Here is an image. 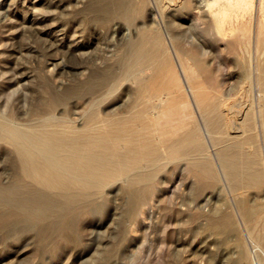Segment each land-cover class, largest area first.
I'll return each mask as SVG.
<instances>
[{"label":"bare ground","instance_id":"6f19581e","mask_svg":"<svg viewBox=\"0 0 264 264\" xmlns=\"http://www.w3.org/2000/svg\"><path fill=\"white\" fill-rule=\"evenodd\" d=\"M243 3L247 7L230 29L233 34L224 38L197 31L191 0H92L82 5L85 23L111 35L114 47L86 72L64 58L50 62V75L66 73L81 80L50 92L44 110L20 119L0 108V143L11 151L6 162L15 170L10 183L0 187L3 237L32 228L46 239L77 207L118 184L133 213L148 203L159 174L171 163L185 164L197 181L195 209H207L219 182L234 191L253 189L264 198V0ZM48 8L53 16L62 7L53 2ZM255 12L258 31L238 34V24L253 19ZM70 29L57 41L64 44ZM81 33H73L68 50L87 57L77 41ZM246 46V57L236 54ZM213 52L235 71L215 67ZM230 73L239 75L241 85L226 88ZM237 96L251 101L236 113L226 101ZM72 100L83 101L85 109L67 113ZM61 106L65 109L57 114ZM178 112L185 118L175 129L161 124ZM235 207L236 217L248 226L259 218L252 206L237 202ZM208 216L207 231L231 232L233 215L210 209ZM249 239L264 246V229L251 228Z\"/></svg>","mask_w":264,"mask_h":264},{"label":"rangeland","instance_id":"374dc122","mask_svg":"<svg viewBox=\"0 0 264 264\" xmlns=\"http://www.w3.org/2000/svg\"><path fill=\"white\" fill-rule=\"evenodd\" d=\"M90 1L0 0L1 110L20 119L37 109L44 110L50 92L64 90L81 80L80 76L66 73L50 75L47 72L50 62L59 63L64 58L72 68L81 67L86 72L114 47L111 35L85 23L86 17L80 12L82 5ZM53 2L62 8L50 16L48 13L52 10L48 7ZM257 16L255 12L253 19L248 17L238 24V34L254 35L258 31ZM64 29H70L71 33L61 44L57 37ZM75 31L83 32L77 41L87 57L69 53ZM249 51V46L237 48L236 54L246 57ZM213 54L215 67L225 66L229 72L235 71L216 52ZM239 81L242 83L238 74L230 73L226 88L241 85ZM250 101L247 96H237L228 98L226 103L237 113L245 111ZM85 107L83 101L72 100L67 105V113ZM64 109L65 106L58 107L57 114ZM184 118L182 113H174L166 116L161 124L175 129ZM181 127L178 132L183 131ZM10 156L11 151L0 143V187L10 183L11 173L15 171L7 163ZM185 169L183 163H171L159 174L148 203L138 206L133 213L127 203L129 196L123 193V185L118 184L108 188L106 195L92 196L88 204L77 207L74 215L59 222L61 230L46 239H41L32 228L9 239L0 233V264H250L253 244L249 230L264 229V198L253 189L234 191L227 183L219 182L207 209H195L194 202L199 195L197 181ZM237 202L252 206L259 218L249 226L243 223L236 217ZM210 209L233 215L231 232L213 234L206 230ZM62 226H66V231L63 232Z\"/></svg>","mask_w":264,"mask_h":264},{"label":"clouds","instance_id":"9594fccd","mask_svg":"<svg viewBox=\"0 0 264 264\" xmlns=\"http://www.w3.org/2000/svg\"><path fill=\"white\" fill-rule=\"evenodd\" d=\"M196 19L193 24L199 25L197 31L206 35L224 38L230 34V29L237 23L242 10L247 7L243 0H199L198 4L191 0ZM211 26V27H209ZM192 42H197L192 36ZM264 246L253 244L249 252L250 264H264Z\"/></svg>","mask_w":264,"mask_h":264}]
</instances>
